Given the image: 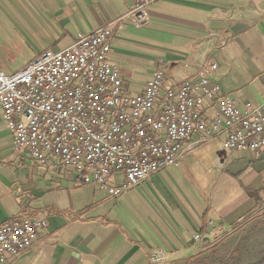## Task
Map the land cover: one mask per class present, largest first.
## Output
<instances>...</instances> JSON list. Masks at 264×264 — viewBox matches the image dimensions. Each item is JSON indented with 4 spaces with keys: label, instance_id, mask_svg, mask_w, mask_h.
Masks as SVG:
<instances>
[{
    "label": "crops",
    "instance_id": "0c3cea01",
    "mask_svg": "<svg viewBox=\"0 0 264 264\" xmlns=\"http://www.w3.org/2000/svg\"><path fill=\"white\" fill-rule=\"evenodd\" d=\"M135 1L0 0V69L10 74L44 51L68 48ZM147 14L146 27L130 25L111 43L127 95L141 94L155 70L171 83L189 79L210 55L221 92L239 107L264 103V0H153ZM223 140L112 198L13 154L0 115V225L46 222L34 248L12 264H156V252L165 264H264V149L228 152ZM253 219L258 227L248 232L242 225Z\"/></svg>",
    "mask_w": 264,
    "mask_h": 264
},
{
    "label": "built area",
    "instance_id": "2783aa9c",
    "mask_svg": "<svg viewBox=\"0 0 264 264\" xmlns=\"http://www.w3.org/2000/svg\"><path fill=\"white\" fill-rule=\"evenodd\" d=\"M152 1L136 0L114 21L78 34L64 50L44 51L15 72L0 69V115L13 154L61 168L80 185L118 198L222 136L228 152H262L264 103L239 107L221 92L210 77L218 68L210 55L196 62L189 79L171 83L155 70L141 94L127 95L110 58L111 43L130 25L149 24ZM45 226L27 218L1 224L0 264L28 254ZM201 241L195 234L196 250ZM151 259L167 262L162 252Z\"/></svg>",
    "mask_w": 264,
    "mask_h": 264
},
{
    "label": "rangeland",
    "instance_id": "374dc122",
    "mask_svg": "<svg viewBox=\"0 0 264 264\" xmlns=\"http://www.w3.org/2000/svg\"><path fill=\"white\" fill-rule=\"evenodd\" d=\"M21 64V60H19V59H17V60H13L12 62H11V65L13 66V67H17V66H19ZM262 216H257V217H255L254 219H259V218H261ZM249 220L247 223H245V224H243L242 225V227H244V228H246V229H249V231L248 232H252L253 230L252 229H254V227H258L257 225L259 224L258 223V221H255V220ZM224 261V260H223ZM222 261V262H223Z\"/></svg>",
    "mask_w": 264,
    "mask_h": 264
},
{
    "label": "trees",
    "instance_id": "16d2710c",
    "mask_svg": "<svg viewBox=\"0 0 264 264\" xmlns=\"http://www.w3.org/2000/svg\"><path fill=\"white\" fill-rule=\"evenodd\" d=\"M187 264H194V261H188Z\"/></svg>",
    "mask_w": 264,
    "mask_h": 264
}]
</instances>
